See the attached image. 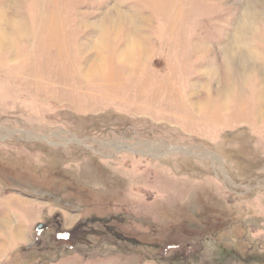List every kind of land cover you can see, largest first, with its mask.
<instances>
[{"label":"rangeland","instance_id":"374dc122","mask_svg":"<svg viewBox=\"0 0 264 264\" xmlns=\"http://www.w3.org/2000/svg\"><path fill=\"white\" fill-rule=\"evenodd\" d=\"M0 264H264V0H0Z\"/></svg>","mask_w":264,"mask_h":264},{"label":"bare ground","instance_id":"6f19581e","mask_svg":"<svg viewBox=\"0 0 264 264\" xmlns=\"http://www.w3.org/2000/svg\"><path fill=\"white\" fill-rule=\"evenodd\" d=\"M230 60H231L230 55L227 53L226 57H225V60H224L225 63H226L225 64L226 68H225V70L223 72V80H222V83H221L222 85L217 90V96H219V95H229L231 93V91H233V89H234V85L231 82V74H230V69H229ZM251 60H252V57L246 58L245 61H244V66H246L247 63H249V61H251Z\"/></svg>","mask_w":264,"mask_h":264},{"label":"water","instance_id":"95a60500","mask_svg":"<svg viewBox=\"0 0 264 264\" xmlns=\"http://www.w3.org/2000/svg\"><path fill=\"white\" fill-rule=\"evenodd\" d=\"M42 227H43V225H42V224H39V225L37 226V229L40 230V229H42Z\"/></svg>","mask_w":264,"mask_h":264}]
</instances>
